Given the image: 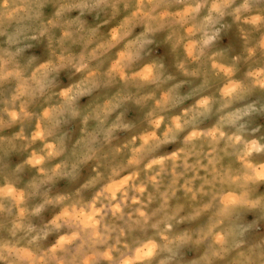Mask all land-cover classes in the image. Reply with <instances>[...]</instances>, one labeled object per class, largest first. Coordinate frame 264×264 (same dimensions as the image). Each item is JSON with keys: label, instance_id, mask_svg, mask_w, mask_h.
<instances>
[{"label": "clouds", "instance_id": "1", "mask_svg": "<svg viewBox=\"0 0 264 264\" xmlns=\"http://www.w3.org/2000/svg\"><path fill=\"white\" fill-rule=\"evenodd\" d=\"M0 264H264V0H0Z\"/></svg>", "mask_w": 264, "mask_h": 264}]
</instances>
